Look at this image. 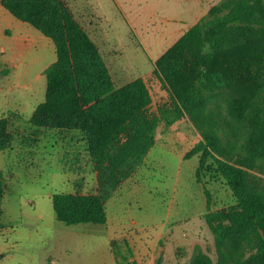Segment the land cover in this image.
<instances>
[{"label": "trees", "instance_id": "16d2710c", "mask_svg": "<svg viewBox=\"0 0 264 264\" xmlns=\"http://www.w3.org/2000/svg\"><path fill=\"white\" fill-rule=\"evenodd\" d=\"M16 18L50 38L56 60L45 70L44 100L29 122L41 128L82 132L97 172L95 192L52 195L56 218L67 224H105V203L143 163L160 123L169 126L188 113L202 133L185 158L197 155L195 177L206 196L205 221L217 257L198 250L191 264H264V185L233 161L216 134L217 119L207 113L216 96L228 114L248 131L247 150L264 158V0H222L209 17L190 26L154 62L153 73L168 101L151 109L152 95L141 76L116 86L100 55L67 0H0ZM0 70V77L7 74ZM13 140L9 120L0 117V150ZM221 177L234 199L210 209L207 179ZM4 181L0 170V229ZM131 264H136L132 261ZM155 264H165L159 256Z\"/></svg>", "mask_w": 264, "mask_h": 264}, {"label": "rangeland", "instance_id": "374dc122", "mask_svg": "<svg viewBox=\"0 0 264 264\" xmlns=\"http://www.w3.org/2000/svg\"><path fill=\"white\" fill-rule=\"evenodd\" d=\"M67 1L97 45L116 86L143 77L152 95L151 109L156 110L168 101V93L153 73L155 60L188 27L208 18L209 9L222 0ZM49 54L44 57L46 64L56 57L52 50ZM4 68L7 69L6 66L1 69ZM6 78V73L0 77L3 91L9 83ZM35 85L37 91L25 92L27 96L21 97L24 115L9 112L13 140L9 148L0 150L4 181L0 264H112L109 259L112 255L116 264H131L129 259L134 253L127 238L108 234L132 225V219L147 225L146 228H150L149 223L155 225L151 245L156 251L165 247L166 253L157 256L165 264H191L196 247L215 262L216 246L204 218L207 208L201 209L206 202L204 188L195 177L198 158L197 155L185 158L202 139L188 113L169 126L158 125L155 142L143 165L133 171L136 195L128 197L129 193L123 190L119 200L108 198L107 224L67 225L56 218L52 195L96 190L97 172L81 131L46 128L42 133L41 127L29 122L32 106L45 97V76ZM5 94L9 106L20 100L18 97L11 100L14 94L11 91ZM206 112L217 119L216 134L221 146L229 151L233 161L243 158L245 170L264 185V158L249 154L248 129L228 114L226 100L216 96L208 103ZM207 187L210 209L234 202L221 177L207 179Z\"/></svg>", "mask_w": 264, "mask_h": 264}, {"label": "crops", "instance_id": "0c3cea01", "mask_svg": "<svg viewBox=\"0 0 264 264\" xmlns=\"http://www.w3.org/2000/svg\"><path fill=\"white\" fill-rule=\"evenodd\" d=\"M51 50L56 54L55 45L50 38L43 35L29 23L16 18L4 6H2L0 2V69L3 66L7 67L8 72L6 76L8 78H6V81L9 82L8 84H5L6 87L4 86V91L2 90L3 88L0 87V117L5 116L9 118L8 115L11 111H15L20 115H24L22 110L21 97H26V93H31L38 90V88L36 89L35 87V83L39 82L43 75L45 76V68L56 60L55 57L51 62H49V64H46L44 62L45 55L47 54V52L48 54L51 53ZM24 77H30V79L25 81L23 80ZM10 91L14 93L11 96V100L12 98L16 97L20 98L19 101L14 100L15 102L12 104V106L8 105V96H6L5 94V92ZM18 92L21 94H18ZM43 100L44 99L36 100V102L32 106V111L34 110L35 106ZM45 131H47L46 128L41 129L42 133ZM139 168L140 167H138V169ZM137 170H135L134 172H137ZM134 172H132L130 176L125 179L118 188H116L110 199L114 201L119 200L118 196L124 195L121 193L123 190H125V193H129L127 195L128 197L136 195V192L133 194V190L136 191L135 184H132L134 176L136 175H134ZM95 191L96 190H93L91 192ZM205 206L207 208L206 202L204 205H202L201 209L205 208ZM124 218L125 215L120 216V219L123 220ZM131 222L132 225L117 228V231L112 230L108 235L115 234L116 236H124L127 238L129 245L131 246V249L134 253V255H132V257H130L129 259L130 262L134 261L138 264H155L158 254H162V252L166 253L165 247H160L158 251H156L155 247L153 248L151 245V242L156 235V232L154 233L155 229L153 230V228H155V225L149 223L150 228H146L147 225H143L136 219H132ZM107 223L108 219L106 224ZM168 236L170 237L171 234H169ZM109 239V236H107L108 241ZM109 259H111L112 264H116L114 255H112V257H110Z\"/></svg>", "mask_w": 264, "mask_h": 264}]
</instances>
